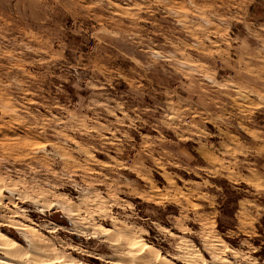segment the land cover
I'll list each match as a JSON object with an SVG mask.
<instances>
[{
    "label": "clouds",
    "instance_id": "9594fccd",
    "mask_svg": "<svg viewBox=\"0 0 264 264\" xmlns=\"http://www.w3.org/2000/svg\"><path fill=\"white\" fill-rule=\"evenodd\" d=\"M0 264H264V0H0Z\"/></svg>",
    "mask_w": 264,
    "mask_h": 264
}]
</instances>
